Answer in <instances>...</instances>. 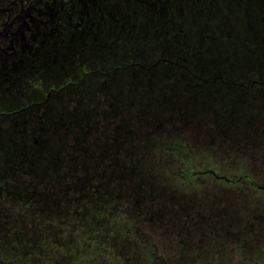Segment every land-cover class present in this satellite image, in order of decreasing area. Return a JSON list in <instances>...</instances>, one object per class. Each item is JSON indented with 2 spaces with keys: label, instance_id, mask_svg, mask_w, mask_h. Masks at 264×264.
<instances>
[{
  "label": "rangeland",
  "instance_id": "1",
  "mask_svg": "<svg viewBox=\"0 0 264 264\" xmlns=\"http://www.w3.org/2000/svg\"><path fill=\"white\" fill-rule=\"evenodd\" d=\"M235 30L209 69L236 82L264 74V47ZM138 76L129 99L115 92L109 125L0 143V264H232L234 249L264 248V192L185 171L264 183V86L187 93L172 72Z\"/></svg>",
  "mask_w": 264,
  "mask_h": 264
},
{
  "label": "flooded vegetation",
  "instance_id": "2",
  "mask_svg": "<svg viewBox=\"0 0 264 264\" xmlns=\"http://www.w3.org/2000/svg\"><path fill=\"white\" fill-rule=\"evenodd\" d=\"M216 17L221 26L213 29ZM236 28L248 34L244 47H264V0H0V143L33 136L47 144L50 128L109 125L120 107L115 92L129 99L139 72H172V86L187 93L264 86V74L236 82L209 69L227 60L211 53ZM194 169L185 170L188 181L212 176L264 192L247 173L229 183L212 168ZM231 262L264 264V248L234 249Z\"/></svg>",
  "mask_w": 264,
  "mask_h": 264
},
{
  "label": "water",
  "instance_id": "3",
  "mask_svg": "<svg viewBox=\"0 0 264 264\" xmlns=\"http://www.w3.org/2000/svg\"><path fill=\"white\" fill-rule=\"evenodd\" d=\"M219 178H220V179H224V180H226V181L229 182V183H230V182L239 183V182L242 180V178L232 180V179L227 178L226 176H221V177H219ZM253 183H255V185L258 186V188L264 190V187L259 186V185H258L256 182H254V181H253Z\"/></svg>",
  "mask_w": 264,
  "mask_h": 264
}]
</instances>
